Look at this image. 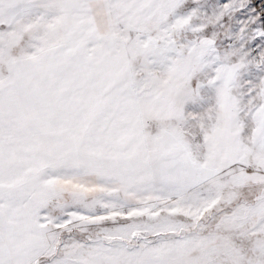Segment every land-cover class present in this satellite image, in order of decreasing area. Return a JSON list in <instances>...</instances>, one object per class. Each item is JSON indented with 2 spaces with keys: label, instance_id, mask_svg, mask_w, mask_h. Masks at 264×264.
Listing matches in <instances>:
<instances>
[{
  "label": "snow or ice",
  "instance_id": "snow-or-ice-1",
  "mask_svg": "<svg viewBox=\"0 0 264 264\" xmlns=\"http://www.w3.org/2000/svg\"><path fill=\"white\" fill-rule=\"evenodd\" d=\"M0 264H264V0H0Z\"/></svg>",
  "mask_w": 264,
  "mask_h": 264
}]
</instances>
